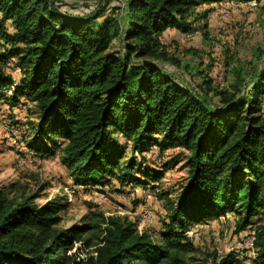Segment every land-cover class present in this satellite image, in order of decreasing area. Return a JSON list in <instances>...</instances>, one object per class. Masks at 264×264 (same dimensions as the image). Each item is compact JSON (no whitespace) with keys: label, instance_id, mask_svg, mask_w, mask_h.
<instances>
[{"label":"trees","instance_id":"1","mask_svg":"<svg viewBox=\"0 0 264 264\" xmlns=\"http://www.w3.org/2000/svg\"><path fill=\"white\" fill-rule=\"evenodd\" d=\"M111 1L81 15L54 0H0V38L10 45L0 53V99L34 104L30 146L49 154L58 148L77 184L146 185L130 173L136 158L122 162V140L133 155L181 149L187 182L176 198L160 195L167 209L160 239L126 215L93 214L63 228L62 198L39 203L36 194L0 188V264H191L198 248L185 233L229 211L238 232L253 226L255 262L264 264V67L242 96L219 90L214 104L160 65L178 63L161 37L169 28L188 31L198 5L220 0ZM10 56L22 71L19 84L7 70ZM161 174L144 170L142 177Z\"/></svg>","mask_w":264,"mask_h":264},{"label":"rangeland","instance_id":"2","mask_svg":"<svg viewBox=\"0 0 264 264\" xmlns=\"http://www.w3.org/2000/svg\"><path fill=\"white\" fill-rule=\"evenodd\" d=\"M54 1L62 11L81 15L101 6L100 0ZM118 1L112 0L110 7L118 5ZM196 9L188 19L191 23L188 31L176 27L164 31L161 40L178 63L161 62L160 65L214 104L220 101L219 90L228 93L240 90L242 96L246 85H251L264 67V0H220L202 3ZM200 13L206 14L203 18L197 17ZM4 25L13 31L10 21H5ZM8 48L10 45L0 38V53H5ZM18 64L16 56L8 58L7 70L14 76L15 84L21 82L22 76ZM236 82L241 86L237 87ZM13 87L6 90L8 96ZM262 106L264 109V94ZM37 123L36 107L26 98L20 97L15 105L0 99L1 189L11 196L36 194L39 203L62 198L68 203L62 213L60 226L63 228L80 225L93 214L104 217L126 215L137 223L140 232L148 231L156 239L161 238L167 229L163 225L167 221V209L160 195L176 198L181 186L187 182L186 158L185 154H180L181 149L133 155L130 144L122 140V145H127L122 162L136 158L139 169L137 164L130 173L147 184L128 181L121 185L116 179L108 178L104 184L84 186L77 184L63 165L58 148L57 153L49 154L37 152L30 146L34 142ZM59 145L61 141H57L56 146ZM144 170L162 174L152 180L148 176L142 177ZM236 222V212L229 211L193 225L185 233L198 248L192 255L191 264H222L230 257L234 259L232 264H257L256 253L248 242L253 226L238 232ZM80 245L76 243V247Z\"/></svg>","mask_w":264,"mask_h":264},{"label":"built area","instance_id":"3","mask_svg":"<svg viewBox=\"0 0 264 264\" xmlns=\"http://www.w3.org/2000/svg\"><path fill=\"white\" fill-rule=\"evenodd\" d=\"M253 239H254V237H253V235L251 234L250 238L248 239V242H249V244H250V246H251V248H252L253 253H256V250H255V248H254V246H253ZM94 254H95V253H94ZM80 256H81V257H85L86 254L82 252V253L80 254Z\"/></svg>","mask_w":264,"mask_h":264}]
</instances>
